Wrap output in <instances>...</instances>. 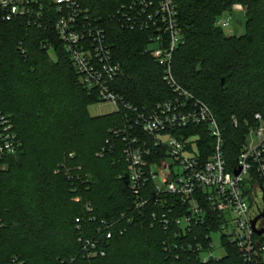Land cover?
Wrapping results in <instances>:
<instances>
[{
  "label": "trees",
  "instance_id": "trees-1",
  "mask_svg": "<svg viewBox=\"0 0 264 264\" xmlns=\"http://www.w3.org/2000/svg\"><path fill=\"white\" fill-rule=\"evenodd\" d=\"M130 1L85 3L123 67L116 92L127 104L150 109L173 94L162 68L145 53L149 34L125 30L112 18ZM175 1L183 33L175 76L214 112L232 170L250 129L258 125L255 115L264 120V0ZM235 5L246 14L247 33L240 37L217 25ZM99 103L98 94L81 84L54 28L15 21L0 29V114L11 119L22 144L16 155L0 161L5 166L0 170V264L15 258L17 264H264V256L245 261L226 236L224 257L200 261L195 248H208L206 236L219 230V219L214 216L186 235H176L174 226L168 232L153 214H162L174 197H166L164 206L150 202L126 225L121 216L137 198L129 189L125 145L114 135L125 124V111L92 116L89 109ZM182 134L199 135L203 158L212 154L214 140L206 127ZM112 222L127 231L120 234L116 227L107 240L101 233L104 223ZM255 238L264 243V236ZM81 240H99L106 255L89 258Z\"/></svg>",
  "mask_w": 264,
  "mask_h": 264
},
{
  "label": "built area",
  "instance_id": "built-area-1",
  "mask_svg": "<svg viewBox=\"0 0 264 264\" xmlns=\"http://www.w3.org/2000/svg\"><path fill=\"white\" fill-rule=\"evenodd\" d=\"M85 1L0 0V29L15 21H24L39 29L54 28L84 88L89 93L96 92L100 103L111 104L114 112L125 111V124L115 130L114 135L125 145L123 155L128 165L129 189L137 201L121 216L122 221L130 225L133 215L141 213L150 202L164 206L166 197H174V203L167 204L162 214H153L168 232L174 226L179 231L176 235H186L212 221L214 216L219 219V230L206 236L208 248L200 245L195 248L200 261L206 263L219 258L215 255L214 234H220L219 244L224 256L222 237L226 236L238 247L245 261L263 257L264 243L255 238L252 226L264 209L262 116L255 115L258 125L250 129L235 168L229 170L224 155L223 129L214 112L180 84L174 73L175 54L183 43L175 0H132L123 3L112 16L125 30L149 34L145 53L162 68L163 81L173 94L172 99L150 109L141 110L127 104L114 88L124 74L123 67L114 56L100 19ZM232 10L244 9L235 5ZM230 12L219 19V27H229ZM233 122L238 127L236 118ZM200 126L206 127L214 140L213 152L206 158L198 148L200 136L187 138L182 134ZM21 146L11 119L0 114V161L16 155ZM4 168L1 163L0 170ZM236 171L240 174L235 175ZM87 210L92 211L91 205ZM76 223L80 224V219H76ZM118 223H104L101 234L110 240ZM126 231L117 227L115 232ZM100 243L99 240H81L89 258L106 255ZM10 264H17V259Z\"/></svg>",
  "mask_w": 264,
  "mask_h": 264
},
{
  "label": "rangeland",
  "instance_id": "rangeland-1",
  "mask_svg": "<svg viewBox=\"0 0 264 264\" xmlns=\"http://www.w3.org/2000/svg\"><path fill=\"white\" fill-rule=\"evenodd\" d=\"M230 16V25L229 27H224L223 31L228 36H244L247 33V21L246 14L244 11L232 10L229 13ZM115 108L111 104L100 103L95 106H92L89 111L92 116H99L104 114H110L114 112ZM254 138V136H253ZM264 223V222H262ZM262 225V224H261ZM228 233H231V229L228 228ZM225 230V232H227ZM220 234L213 235L214 246L216 248L215 255L216 257H224V250L220 248L219 244Z\"/></svg>",
  "mask_w": 264,
  "mask_h": 264
},
{
  "label": "water",
  "instance_id": "water-1",
  "mask_svg": "<svg viewBox=\"0 0 264 264\" xmlns=\"http://www.w3.org/2000/svg\"><path fill=\"white\" fill-rule=\"evenodd\" d=\"M224 84H225V81L222 80V87L224 86ZM239 174H240V171L235 172V175H239ZM263 202H264V198H263ZM263 219H264V209L252 222L254 232L258 236H264V227L258 226L259 222L262 221Z\"/></svg>",
  "mask_w": 264,
  "mask_h": 264
},
{
  "label": "flooded vegetation",
  "instance_id": "flooded-vegetation-1",
  "mask_svg": "<svg viewBox=\"0 0 264 264\" xmlns=\"http://www.w3.org/2000/svg\"><path fill=\"white\" fill-rule=\"evenodd\" d=\"M262 222H264V219L262 220V221H260V223H259V226L260 227H264V223H262ZM262 224V225H261Z\"/></svg>",
  "mask_w": 264,
  "mask_h": 264
},
{
  "label": "crops",
  "instance_id": "crops-1",
  "mask_svg": "<svg viewBox=\"0 0 264 264\" xmlns=\"http://www.w3.org/2000/svg\"><path fill=\"white\" fill-rule=\"evenodd\" d=\"M242 11H244V10H242Z\"/></svg>",
  "mask_w": 264,
  "mask_h": 264
}]
</instances>
